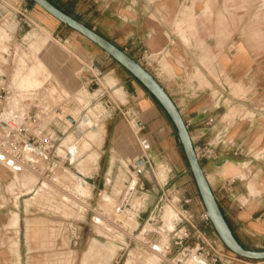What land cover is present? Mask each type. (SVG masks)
Instances as JSON below:
<instances>
[{"label":"crops","instance_id":"crops-1","mask_svg":"<svg viewBox=\"0 0 264 264\" xmlns=\"http://www.w3.org/2000/svg\"><path fill=\"white\" fill-rule=\"evenodd\" d=\"M51 1L138 62L144 51L160 54L150 72L178 107L194 146L211 147L212 157L201 159V163L235 236L244 247L260 250L253 248L251 243L264 241V108L261 107L264 105V53L255 55L241 45L235 47L236 42L232 45L228 37L231 23L225 21L221 9H215L214 0H194L191 6H185L182 0H135L133 8L128 7L129 0ZM227 1L242 2L218 0L219 3ZM14 2L30 9L34 21L48 30L57 43L66 46L79 64L77 73L68 74L64 71L60 74L59 69L57 72L51 65L50 73L36 87H21L15 81L19 67L25 72L36 64L40 55L51 53V50L44 45L39 50L24 26L11 24L15 15L0 10V86H6L9 91L6 102L0 106V115L4 111L23 110L31 104H39L37 113L45 111L47 115L42 117L34 132L53 143L54 156L50 161L41 159L38 169L65 184V178L74 174L86 188L91 186L92 192L120 179L124 191L131 178V164L137 161L140 165L142 158L148 157L146 150L156 148L160 141L165 146L178 142L182 147L167 112L129 71L98 45L61 23L32 0ZM219 7L223 8L224 4ZM215 71L227 80L228 86L230 78L237 85L250 88L248 96L258 107L245 105L243 114L249 117L239 114L233 121L227 120L228 114L219 105L213 90L217 86ZM36 94L46 95L45 100L33 98ZM112 95L125 98L122 103H127L133 110L137 107L138 111L133 113L132 132L125 129V122L119 121ZM105 113L110 114L105 126L107 141L105 148L91 141L90 150L97 148L95 154H99V159L96 167L90 169L86 165L92 154H88L90 150L77 159L71 148L81 150L83 122L87 116L94 123L90 124L89 130L98 129ZM133 133L141 134L138 144L130 141ZM71 135H74L73 140ZM80 163L84 164L83 169ZM95 179L101 180L97 184ZM117 184L121 186L122 183ZM56 188L48 192H56ZM155 188L153 186L152 191L156 192ZM37 189L38 192L39 187ZM149 189L148 193H153ZM149 197L153 206L157 198ZM114 201L115 208L119 202L115 198ZM79 204L72 208L83 215L86 208L82 209Z\"/></svg>","mask_w":264,"mask_h":264},{"label":"rangeland","instance_id":"rangeland-1","mask_svg":"<svg viewBox=\"0 0 264 264\" xmlns=\"http://www.w3.org/2000/svg\"><path fill=\"white\" fill-rule=\"evenodd\" d=\"M3 1H0V10L4 13L9 12L10 6H19L14 0ZM62 1L58 0L60 3ZM192 1L194 0H182L185 6H191ZM213 3L215 9H221L225 14V21L231 23L228 37L232 40V45H235L234 42H236L235 47L241 45L242 48L255 55L264 53V0L227 1L225 3L214 0ZM223 4V8L219 7ZM10 22L15 25L12 21ZM21 26H24L27 32L30 31L27 25L22 24ZM32 33L35 38L30 36V39L36 41L35 44L39 46L38 48L41 45L48 46L51 53L40 55L36 64L25 72L19 67L15 76L16 83L19 82L23 88L36 87L41 79L50 73L51 65L56 68L57 72L59 69L60 74L63 73L62 71L67 74L79 71V64L67 51V47L57 43L48 30L38 24ZM22 73L24 74L21 75ZM219 74L218 71H215L214 78L217 86H214L213 90L215 97L220 101L219 105L228 114L227 120L231 122L239 114L249 117L243 114L245 111L243 108L247 104H251L250 108L258 107L257 104H254L253 98L248 96L250 88H246L243 84L237 85L230 78L228 86L225 84L227 80ZM123 100L126 99L112 95V105L116 108L119 121L125 122L126 124L123 123L125 129L132 132L135 119L133 113L138 109L135 107L136 109L133 110L127 103H122ZM112 105L110 104V106ZM261 107L263 109L264 105ZM108 113L102 114L101 126L98 129L89 130V126L86 127L90 120V116H87L86 122H83L85 129L81 150L75 147L71 148V152L77 151L75 155L73 154L75 158L79 159L81 154L90 150L91 141L97 142L98 147H104L108 134V129L106 130L105 127L106 119L110 115ZM97 119L99 120V118ZM101 128L105 130L100 133V137L97 134ZM73 137L74 135H71L70 139L73 140ZM140 138H142L141 134L133 133V141L131 139L130 141L138 144L141 142ZM198 148L203 150V155L211 149L208 145L198 146ZM95 153H98L97 148L88 152L91 154L88 158L91 165L88 161L86 165L90 169L96 167L99 159V154ZM145 154L151 160V166L147 168L146 175L142 178L145 189L138 190L131 202L133 208L128 210L127 216L122 217L115 214L114 205L116 202L113 201L115 198L120 203L124 196L125 190H122L123 182L120 179H114L115 182L113 181L112 185L101 188L100 191L92 192L91 186H88L84 193L73 196L68 193L78 183V178L74 174L65 178V182L68 183L66 186L56 179L50 181V177H46L43 169L37 170L38 177L31 171H16L0 159V163L8 167L0 164V264H84L85 260L87 264H188L190 262L207 264L204 260L203 263L199 262L200 259L196 257L197 253L198 255L203 254L212 262L215 257H210L207 253L211 252L212 255H215L213 248L207 243H201L196 237L190 239L185 245L190 250L185 255H181L183 248L175 246L171 240L174 233H170V231L175 229V220L178 219L179 213L183 222L181 220L176 222L177 232L184 227L192 229L184 219V217L192 216V223L207 235L212 245H214V241H217L221 248H227L213 224L206 220V208L183 148L178 142L171 146H165L160 141L156 148L146 150ZM205 158L207 157L202 159ZM80 164L83 169L84 164ZM47 179V183L51 187H58L56 192L50 193L48 191L51 188L44 187L45 183L43 182ZM100 180H96L97 184ZM118 182L122 183L121 186H118ZM167 182L168 185L163 192L161 187H164ZM148 184L152 186L148 187ZM153 186L156 187V192L152 191ZM38 187L39 191L37 192ZM149 188L153 193H148ZM105 195L110 198L111 209L105 205ZM149 196L157 198L153 206L149 202ZM185 199L191 200L190 204L179 202V200L184 201ZM79 200L84 203L82 209L86 208L83 215L72 208L74 205H78ZM138 214L141 215L139 219ZM105 222L106 225L103 224ZM119 237L126 239L124 242L129 245H121L118 241ZM197 244L201 245V251L194 252L191 256V251L199 247ZM251 245L253 248L264 250V241H255ZM169 246L171 249L167 250ZM92 248L95 250L92 251ZM228 255L234 256L229 249ZM241 260L247 261L248 264H264V261L249 260L240 256L239 260L232 264H244ZM217 264L223 263L218 262Z\"/></svg>","mask_w":264,"mask_h":264},{"label":"built area","instance_id":"built-area-1","mask_svg":"<svg viewBox=\"0 0 264 264\" xmlns=\"http://www.w3.org/2000/svg\"><path fill=\"white\" fill-rule=\"evenodd\" d=\"M0 1L4 2L3 0ZM129 1V8H133L136 6L135 0ZM7 14L15 15V19H13L12 22L15 24L16 27L22 24L27 25V27L30 29V31H28L27 33L33 36L32 32L35 31L38 25L32 18L30 9L24 8L20 5L14 7L10 6V10ZM159 56V53L144 51L139 63L150 72V70L153 68V64L157 61ZM41 95H33V98H40L41 101H44L46 95L43 97ZM8 96V88L6 86H0V106L4 105ZM39 107V104H31L23 110L16 109L13 111H4L0 115V154L5 156L6 159H10L9 161H12L14 163L13 166L29 165L32 167V170L37 171L41 159L44 161H50L51 157L54 156L53 143L48 138L42 135H37L34 132L36 126L41 122L42 117L46 115L45 111H43L42 113L36 112ZM5 114H9L11 118L6 124H3ZM18 117L22 118V122H16V118ZM195 149L200 159H202L203 157H212V149L207 150L204 155L202 154L203 150L198 147H195ZM142 161L143 163L140 165L136 163L137 161L131 164V178L124 186L125 192L123 199L114 208L115 214L117 216L122 217L128 215V210H131V208H133L131 204L133 197L138 192V190L141 189L144 185L142 178L145 177L147 168L151 166V160L148 157H145L142 158ZM16 168L20 169L19 167ZM44 174L46 175V177H50V181L54 180V177L49 173ZM167 185L168 182L165 183L164 187H161L163 192L165 191L164 188ZM179 202H184V204H190L191 200L185 199L184 201L179 200ZM178 216V219L175 220V229L171 230L170 233H174V236L171 239L173 244L179 247L180 249L183 248V252L181 253V255H185L186 252H190L189 247L185 245L190 239L196 237L198 240H200L201 243H207L209 246H211L215 252V255H212L211 252L207 253L208 256L215 257V259L213 258L211 262L203 254L198 255L197 252L201 251L200 249L202 247L200 244H197L199 247L191 251V256L194 252L197 253L196 257L200 259L199 262L203 263L204 260L207 262V264H217L218 262L224 264V261H226L225 264H232L234 261L239 260V256L235 253H233L235 257L228 255V249L221 248V245L217 241H214V245H212L209 242L207 235L202 231L198 230V228L192 223V216L190 218L184 217V219L190 224L194 231L192 229L184 227L180 228L179 232H177L178 226L176 225V222L179 220L183 222V219H180L179 213ZM139 218H141L140 214H138V219ZM206 220L210 221L208 215H206ZM125 240L126 239L119 237L118 241L121 245L128 246L129 244H125ZM170 246L167 250L171 249ZM214 247H216L217 249H215ZM180 261L182 262V260ZM188 264L193 263L190 262Z\"/></svg>","mask_w":264,"mask_h":264},{"label":"water","instance_id":"water-1","mask_svg":"<svg viewBox=\"0 0 264 264\" xmlns=\"http://www.w3.org/2000/svg\"><path fill=\"white\" fill-rule=\"evenodd\" d=\"M32 1L59 20L61 23L67 25L98 45L127 71H129L138 81H140L155 97V99L167 112L176 127L189 167L195 179L203 204L206 208L207 215L222 242L231 252L240 257L249 260L264 261V250L248 249L244 247L235 236L225 214L220 207L216 195L210 186L185 120L183 119L178 107L166 89L152 75V73L116 44L112 43L110 40L106 39L104 36L100 35L83 22L77 20L73 16L64 12L62 9L58 8L50 0ZM10 118L11 117L9 114H5L3 124H6ZM16 122H22V118H16ZM0 159L5 160L6 158L0 154ZM142 163L143 161H141L139 164ZM9 164L13 165L14 163L9 161Z\"/></svg>","mask_w":264,"mask_h":264},{"label":"bare ground","instance_id":"bare-ground-1","mask_svg":"<svg viewBox=\"0 0 264 264\" xmlns=\"http://www.w3.org/2000/svg\"><path fill=\"white\" fill-rule=\"evenodd\" d=\"M254 2V1H253ZM255 3V2H254ZM210 4V3H209ZM233 4V3H232ZM188 10V9H187ZM190 12V11H189ZM193 12V11H192ZM203 12V11H202ZM188 13V12H187ZM197 13V12H196ZM209 13V12H208ZM217 13V12H216ZM231 13V12H230ZM190 15H192V14H190ZM198 16H199V14H197ZM202 15V14H201ZM207 15H209V14H207ZM191 17V16H190ZM200 17H202V16H200ZM217 18V17H216ZM239 18V17H238ZM193 19V18H192ZM206 19V18H205ZM209 19V18H208ZM190 20V19H189ZM198 20H200V19H198ZM197 20V21H198ZM207 20V19H206ZM193 21V20H192ZM191 21V22H192ZM253 21V20H252ZM180 22H182V21H180ZM207 22H209V21H207ZM187 23V22H186ZM199 23V22H198ZM238 23H239V21H238ZM250 23V22H249ZM200 24V23H199ZM195 25V24H194ZM203 25V24H202ZM189 26V25H188ZM187 26V27H188ZM197 26V25H196ZM210 26V25H209ZM177 28V27H176ZM203 28V27H202ZM187 29V28H186ZM185 29V30H186ZM194 29V28H193ZM195 30V29H194ZM210 30H211V28H210ZM206 31V30H205ZM218 31V30H217ZM196 32V31H195ZM201 32V31H200ZM202 32H203V30H202ZM191 33H192V31H191ZM252 33V32H251ZM180 34V33H179ZM197 34V33H196ZM207 34V33H206ZM189 35V34H188ZM200 35V34H199ZM215 35V34H214ZM219 35V34H218ZM191 36V35H190ZM249 37V36H248ZM211 38V37H210ZM217 38V37H216ZM199 40H201V39H199ZM207 41V40H206ZM216 43V42H215ZM207 44V43H206ZM214 44V43H213ZM252 47H254V46H252ZM213 49V48H212ZM251 49V48H250ZM202 51V50H201ZM210 51V50H209ZM215 52V51H214ZM205 53H206V50H205ZM214 56H212V58H213ZM215 58V57H214ZM75 67V66H74ZM72 68V67H71ZM28 85V84H27ZM27 85H25V86H27ZM59 85V84H58ZM47 115V114H46ZM45 115V116H46ZM44 116V117H45ZM86 122V121H85ZM88 124V126H90V123H91V121L90 120H88V122H87ZM92 124V123H91ZM88 126H86V127H88ZM104 130V129H103ZM103 130H102V128H101V131L99 132V134H97V135H99L100 137H101V135H100V133L101 132H103ZM73 149V148H72ZM72 154H76L77 153V151L75 150V151H73V152H71ZM4 163H6V165H8V167H10V168H12V169H15L16 171H31L32 173H34V174H36V176H38L37 175V173H35V171L33 172V170H32V167L31 166H29V165H23V166H19V165H15V166H13V165H10L9 164V160L10 159H1ZM42 161V160H41ZM16 167H19L20 169H17ZM37 172V171H36ZM57 179V178H56ZM57 181H60V179L59 180H57ZM111 181V180H110ZM48 182V179H47V181H44L43 183H45V185H44V187H46V188H48V189H53L54 187H51L50 185H49V183H47ZM50 182V181H49ZM62 182V181H61ZM63 184H65V183H63ZM68 184V183H67ZM67 184H65L66 186H67ZM69 186V185H68ZM71 187V186H70ZM70 187H68V189H71ZM85 189H87L86 188V185L85 184H83L81 181H79L78 180V183L75 185V186H73V188H72V191H70L68 194H72L73 196H76V195H78V194H82V193H84V191H86ZM46 191V190H45ZM66 191H67V189H66ZM65 192V191H64ZM80 197V196H79ZM75 198H77V197H75ZM80 199V198H79ZM67 200V199H66ZM104 200H106V203H105V205H107V208H110L111 209V207H112V205L110 204L111 202L109 201L110 200V198L107 196V195H105V198H104ZM114 201V200H113ZM79 203L83 206V202H82V200H79ZM78 203V204H79ZM138 204V203H137ZM140 206V205H139ZM104 209V208H103ZM133 213V212H132ZM103 224H105L106 225V222L105 223H103ZM102 224V225H103ZM101 245V244H100ZM107 246H109V245H107ZM111 247V246H110ZM113 248V247H112ZM95 249L94 248H92V251H94ZM107 250H108V248H107ZM114 252V251H113ZM99 261V260H98ZM84 264H87V261L85 260V262H84Z\"/></svg>","mask_w":264,"mask_h":264},{"label":"trees","instance_id":"trees-1","mask_svg":"<svg viewBox=\"0 0 264 264\" xmlns=\"http://www.w3.org/2000/svg\"><path fill=\"white\" fill-rule=\"evenodd\" d=\"M51 1V0H50ZM52 2V1H51ZM53 3V2H52ZM54 4V3H53ZM55 5V4H54Z\"/></svg>","mask_w":264,"mask_h":264}]
</instances>
